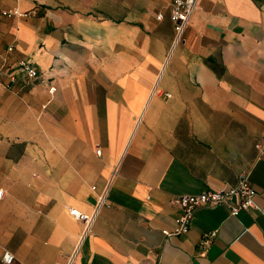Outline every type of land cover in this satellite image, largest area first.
I'll return each instance as SVG.
<instances>
[{
  "label": "crops",
  "instance_id": "1",
  "mask_svg": "<svg viewBox=\"0 0 264 264\" xmlns=\"http://www.w3.org/2000/svg\"><path fill=\"white\" fill-rule=\"evenodd\" d=\"M171 2L0 0L26 13L0 19V63L13 45L8 65L42 73L22 88L0 74V264H62L82 229L68 206L91 211L114 170L74 264H264V0H199L164 66ZM241 171L256 209L204 206L162 232L172 195Z\"/></svg>",
  "mask_w": 264,
  "mask_h": 264
},
{
  "label": "built area",
  "instance_id": "2",
  "mask_svg": "<svg viewBox=\"0 0 264 264\" xmlns=\"http://www.w3.org/2000/svg\"><path fill=\"white\" fill-rule=\"evenodd\" d=\"M198 2L199 0H172L169 16L173 23L174 36L164 66L173 49L184 40L191 15ZM25 14L17 7L0 8V19L2 17L24 16ZM157 17L160 18L161 14L159 13ZM12 49L13 45H10L6 49V53L1 57L0 74L5 72L7 82L4 85L6 88H11V85L16 83L19 84V88L26 87L42 78V73L38 67L28 59L21 58L15 61L13 65H8V52ZM55 90L56 87L54 85H50L48 88L49 93H53ZM166 96L170 95L167 93ZM257 147L259 148L260 144H257ZM97 152L99 153L100 150L98 149ZM115 173L116 170L113 171L101 188H97L96 185L91 186V189L95 192V201L91 211L84 212L76 207L68 206L70 215L82 222V229L71 253L62 264L75 263L80 248L91 234L94 222L101 209L109 206L108 193ZM3 194L4 190L0 189V198H2ZM255 196L256 191L251 184L249 171H241L238 174L236 183L230 186L220 189H204L193 194L172 195L168 202L171 205L178 206L180 212L175 218V227L171 230L163 229L162 232L166 236L186 233L190 228L194 212L204 206L225 205L228 208L229 214L233 216L239 215L242 211L256 209ZM216 232L217 230L213 229L204 233L202 235L203 243H208L216 235ZM2 261L6 264H11L14 261V254L5 250L2 254Z\"/></svg>",
  "mask_w": 264,
  "mask_h": 264
},
{
  "label": "rangeland",
  "instance_id": "3",
  "mask_svg": "<svg viewBox=\"0 0 264 264\" xmlns=\"http://www.w3.org/2000/svg\"><path fill=\"white\" fill-rule=\"evenodd\" d=\"M1 64V63H0Z\"/></svg>",
  "mask_w": 264,
  "mask_h": 264
}]
</instances>
